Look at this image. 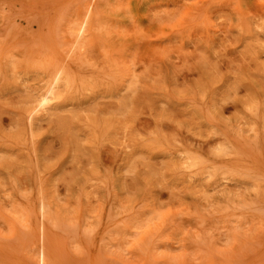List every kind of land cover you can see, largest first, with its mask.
<instances>
[{"label": "rangeland", "instance_id": "rangeland-1", "mask_svg": "<svg viewBox=\"0 0 264 264\" xmlns=\"http://www.w3.org/2000/svg\"><path fill=\"white\" fill-rule=\"evenodd\" d=\"M260 30L264 0H0V264L43 235L48 264H264ZM50 59L92 87L30 128L19 83Z\"/></svg>", "mask_w": 264, "mask_h": 264}, {"label": "bare ground", "instance_id": "bare-ground-1", "mask_svg": "<svg viewBox=\"0 0 264 264\" xmlns=\"http://www.w3.org/2000/svg\"><path fill=\"white\" fill-rule=\"evenodd\" d=\"M100 21L92 14L81 15L78 22L69 26L68 33L72 44L65 50L64 58L67 57L71 61L82 47V42L87 36L94 34L93 26H99ZM263 34L264 31L260 30ZM255 36L259 35V31H254ZM264 38V37H263ZM16 69L14 62L10 63ZM70 68V67H69ZM69 68L62 63L50 59L35 66L36 76L32 80L24 79L19 85L23 88L26 96V105L23 110L25 119L29 122L30 128H33L36 121L52 120L58 116V112L63 108L64 103H70L71 107L80 106V97L88 89L92 87L90 81L80 83L69 71ZM78 111L83 110L77 108ZM129 139L128 132L122 128V133H115L112 136L114 144L121 142V151L130 149V145L125 143ZM181 168H193L197 161L190 156H183L178 159ZM192 191V190H188ZM43 220L48 214L47 202L42 198L40 205ZM45 224L42 225V233L45 232ZM38 264H48V255L44 244V235L39 250L36 253Z\"/></svg>", "mask_w": 264, "mask_h": 264}]
</instances>
